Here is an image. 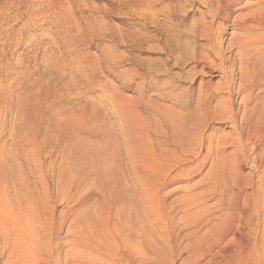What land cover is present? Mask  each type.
Returning a JSON list of instances; mask_svg holds the SVG:
<instances>
[{
	"label": "rangeland",
	"instance_id": "obj_1",
	"mask_svg": "<svg viewBox=\"0 0 264 264\" xmlns=\"http://www.w3.org/2000/svg\"><path fill=\"white\" fill-rule=\"evenodd\" d=\"M258 1L0 0V264H30L31 252L37 264H130L123 252L179 264L191 230L176 200L211 158L151 208L130 167L129 119L151 118L156 140L159 119L186 112L175 101L193 110L208 89L219 117L204 134L230 131L225 116L238 120L243 97L264 88L254 51L240 49L264 52Z\"/></svg>",
	"mask_w": 264,
	"mask_h": 264
},
{
	"label": "bare ground",
	"instance_id": "obj_2",
	"mask_svg": "<svg viewBox=\"0 0 264 264\" xmlns=\"http://www.w3.org/2000/svg\"><path fill=\"white\" fill-rule=\"evenodd\" d=\"M224 1L227 2V0ZM254 5H260L261 12L264 13V0H260ZM226 14L227 12L225 13V15ZM257 21L261 25L264 24V16H261L259 19H257ZM246 35L247 34H245V36ZM255 35L253 34L251 36L254 37ZM252 44L253 43L249 44L246 40L245 43L243 42V44L240 45V49H242L243 52L254 51V54L256 56L255 65L259 62L260 72L258 73V75L261 77L264 76V52L263 50L261 51L260 48L256 46V44ZM260 82L262 83V81ZM226 85L224 86V89L229 87L230 84L227 83ZM243 86L245 88V86L249 85L245 84ZM263 89L264 88L256 91V94L253 96L247 93L248 95L243 97V115L241 117L239 116L240 118L238 120L236 117V113L234 112H231L229 115L225 116L230 124V131L225 132L221 137L217 136L218 138H214L210 134L205 135L204 131L202 130L203 127H208V123L210 121L218 119L219 117L216 114V110H219L218 106H210L209 99L211 98L212 92L208 89L205 90L206 94L204 96H201L199 105L195 106L193 110H190L189 106V108H187L186 106H184V104H181L180 102L177 103V101H175L174 104L185 107L184 109L186 110V112H183L184 114L180 115L177 113V115H172V112H170V114L164 115V117L162 116L163 119L161 118L162 120H159L165 126H163L165 131L160 133V136L156 140L151 139L148 134L150 133L148 132V124L151 121V118H142L139 114H135L129 119L128 128H130V132L135 139L133 148L132 145L130 146V167L132 169V172L136 175L135 179H137V182L140 185L139 189L141 190L143 197L145 196L144 198L150 204L151 208H161L162 203L165 200V198L163 200V189L176 182L191 180L196 176L198 170L206 165L208 160L211 158L209 167L207 165V173L202 178H200L197 183H194L189 187L187 186L186 188L184 186L185 189L182 190V194L176 200L177 204L182 206L181 211L183 218L181 219H184V227L182 228L184 229L188 226L191 230V232L189 230L190 233L188 234V243L183 247V249L181 248L187 253V255L181 258L179 264H264ZM182 100L183 99H181V101ZM168 107L164 109L167 110ZM164 109L162 110L164 111ZM171 109L167 111H170ZM161 115L162 114H160V116ZM126 121L128 122V120ZM227 136L231 137V142L229 143L226 140ZM185 156H187V158ZM198 188L202 189L197 190ZM208 200H213L211 206L206 205V202ZM145 204L146 203H144L143 205ZM149 212L151 213L150 210ZM166 212L167 211H165V213ZM167 217H165V219ZM149 221H151V219H149ZM164 227H161V229L163 228L165 230ZM167 227L168 226H166V229H168ZM135 231L137 230L135 229ZM142 232L144 233L143 230ZM170 238L167 240H170ZM32 246H34V244L30 243V247L33 249ZM103 246L105 245H102V247ZM106 246L108 245L106 244ZM174 247L176 248L177 244H175ZM99 250L100 249H98V251ZM101 251L103 250L101 249ZM156 252L157 251H155L154 253ZM29 254V257L31 259L30 264H37V262L41 261L39 257L36 256L40 253L35 254L31 252ZM46 255L50 256L51 254L47 253ZM165 256L169 257V255ZM119 257L122 260L124 258L127 259V262L130 264L132 262L129 254L126 252H123L117 258ZM22 259L23 258H20L21 261ZM27 261L28 260H26V262ZM172 263L173 262H171L170 264Z\"/></svg>",
	"mask_w": 264,
	"mask_h": 264
}]
</instances>
